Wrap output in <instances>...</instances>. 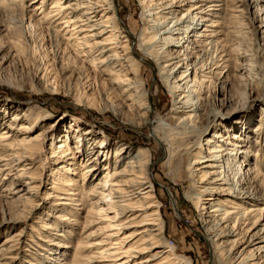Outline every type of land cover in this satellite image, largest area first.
<instances>
[{
    "label": "bare ground",
    "instance_id": "1",
    "mask_svg": "<svg viewBox=\"0 0 264 264\" xmlns=\"http://www.w3.org/2000/svg\"><path fill=\"white\" fill-rule=\"evenodd\" d=\"M220 1L138 0L143 7L142 25L137 35L130 31L131 38L120 27L116 0H52L48 12L30 19L26 27L45 30L55 38L57 52L68 53V58L74 56V63L84 64L85 76L92 81L89 85L97 87L106 101L105 109L117 115L122 104L143 114L146 125H151L153 104L142 81L138 58L143 56L136 54L151 57L157 77L172 99L170 117L175 125L159 119L157 126H150V133L167 151L170 141L200 137L199 143L189 146L201 152L189 163L190 176L198 181L186 197L197 206L206 202L199 219L213 255L220 264H264V172L257 167L258 153L242 134L215 130L228 120L229 112H235L224 93L226 78L236 64L241 70L248 69L245 54L233 58L238 42L229 47L221 38ZM42 20L47 23L45 28ZM215 77L221 79L218 94L222 97L212 99L210 87ZM112 97L119 101L109 102ZM31 112L27 107L21 114H12L0 130V174L7 170L3 178L9 180L12 193L24 188L29 192L36 182L33 160L54 128L50 125L30 134L41 124ZM158 129H165L167 137L158 136ZM83 135L85 141L90 130ZM106 145L102 138L87 151L83 149L79 156L84 158L77 164L74 160L80 146L72 149L67 136L49 142L50 158L59 165L53 174V192L48 195L54 200L55 218L66 226L57 228V221L48 224L46 228L52 232L40 238L44 243L39 247L45 253L38 254L47 264L66 263L60 261L65 256H60L70 248L67 264H186L173 247H167L147 150L128 153L119 146L105 156L101 148ZM102 155L109 162L105 173L98 168ZM77 174L80 183L74 179ZM10 224L13 226L12 219L0 220V228ZM78 224L81 233L74 231ZM11 239L7 235L0 244L1 258L12 249L2 244Z\"/></svg>",
    "mask_w": 264,
    "mask_h": 264
},
{
    "label": "rangeland",
    "instance_id": "2",
    "mask_svg": "<svg viewBox=\"0 0 264 264\" xmlns=\"http://www.w3.org/2000/svg\"><path fill=\"white\" fill-rule=\"evenodd\" d=\"M4 1L0 2V130L12 114H21L27 107H31L33 116L41 119V124L30 134L50 125L54 128L47 135L42 151L33 160L31 171L36 182L29 192H24L26 188L19 193L10 192V182L3 178L7 170L0 174V220H13V226L0 228V244L5 236L11 235L12 238L2 244L12 248L5 253L6 257H0L3 264H30L32 260L47 264L46 258L38 254L45 253L39 247L44 243L40 238L52 232L46 227L53 221H57V228L66 226L55 218L54 200L48 195L53 192L51 187L56 178L53 174L59 165L50 158L49 142L65 139V136L72 149L80 146L74 160L77 164L84 158V155L79 156L82 150L87 151L102 138L107 144L106 149L101 148L105 156H111L119 146L128 153L145 148L149 155V176L164 220L167 247H173L186 264H220L212 253L199 219L206 202L197 206L195 201L186 197L193 193L198 181L197 177L190 176L189 163L193 155L201 152L189 146L199 143L200 137L176 143L170 141L167 151L150 133V126H157L159 119L168 121L172 127L175 125L170 117L172 99L157 77L158 68L154 60L141 53L136 54L143 56L138 58L142 66V81L153 104L152 122L146 125L143 114L122 104L118 107L121 113L117 115L105 109L106 101L99 95V90L89 85L92 81L85 76L84 64L74 63V56L72 60L67 57L68 53L57 52L55 38L49 37L45 30L42 33L39 28L26 27L30 19L48 12L52 0ZM218 4L221 38L229 47L238 42L233 58L245 54L248 69L241 70L236 64L226 78L224 93L235 112H229L228 120L222 121L215 130L220 133L237 132L247 137L248 145L258 153L257 167L264 172V0H221ZM36 5L41 7L35 8ZM116 10L122 31L130 38L137 35L143 15V7L138 0H116ZM41 25L45 28L47 23L42 20ZM220 83L218 77L211 83L212 99L222 97L218 94ZM116 98L108 101L116 104L119 101ZM213 125L209 128L212 133ZM256 128L260 129L254 132ZM86 130H90V135L83 141ZM157 134L164 138L168 135L165 129H158ZM54 137L57 138L55 141ZM254 138L256 143H253ZM105 156L102 155L98 163L101 173L108 169L105 164L109 165L104 160ZM78 176L75 175L74 179L80 183ZM21 179L25 182L24 178ZM74 227L76 233H81V225ZM69 256L71 248L66 255L60 256L64 259L59 260L67 264Z\"/></svg>",
    "mask_w": 264,
    "mask_h": 264
}]
</instances>
